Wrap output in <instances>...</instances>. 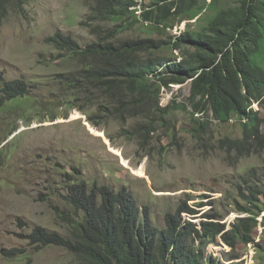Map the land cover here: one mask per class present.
<instances>
[{
	"label": "rangeland",
	"instance_id": "374dc122",
	"mask_svg": "<svg viewBox=\"0 0 264 264\" xmlns=\"http://www.w3.org/2000/svg\"><path fill=\"white\" fill-rule=\"evenodd\" d=\"M242 1L217 3L221 8H236ZM137 3L133 17L138 19L140 0ZM199 4L207 6L204 0ZM91 6L90 0H31L24 15L11 7L6 17L0 16V97L5 81L22 80L30 88L27 97L0 108V264L81 263L64 248L38 246L30 240L36 227L73 236L76 211L66 201L72 183L132 192L136 204L147 208L160 228L165 226L166 214L175 213L184 202L197 212L184 214L186 219L200 225L205 217L218 215L230 229L236 218L246 216L237 210L238 204L248 206L245 198L250 189L264 186V148L245 150L243 155L224 149L223 140L242 137L241 121L224 111L218 118L212 112L194 115L190 80L160 89L159 106L171 108L164 118L132 117L122 123L108 115L104 93L83 85L82 60L46 41L60 32L82 48L95 42L97 35L83 24ZM213 13L205 8L201 16ZM204 24L197 18L173 20L171 28L164 30L154 22L141 21L124 29L119 39L169 40L187 25L195 30ZM183 52L165 53L178 62ZM70 77H77L80 87L73 89L66 81ZM179 105L185 108L176 110ZM252 108L260 110L264 137V105ZM263 218L264 212L258 217L254 243H239L232 249L218 240L207 253L227 264L232 257L237 263L264 264ZM14 250L15 256L10 257Z\"/></svg>",
	"mask_w": 264,
	"mask_h": 264
},
{
	"label": "trees",
	"instance_id": "16d2710c",
	"mask_svg": "<svg viewBox=\"0 0 264 264\" xmlns=\"http://www.w3.org/2000/svg\"><path fill=\"white\" fill-rule=\"evenodd\" d=\"M30 1L0 0L1 18L11 7L24 15ZM90 1V15L83 24L97 35L95 42L82 48L74 38L60 32L46 41L82 60L83 85L104 93L108 115L122 123L132 117L164 118L171 108L159 106L160 89L190 80L189 101L194 115L212 112L218 118L224 111L241 121L242 137L226 138L222 141L224 149L243 155L245 150L250 153L264 148L263 119L260 110L252 108L253 104L264 105V0H243L236 8H221L217 0L209 4L204 0L207 6H200V0H140L138 19L133 17L138 0ZM205 8L214 13L202 18ZM195 18L205 24L195 30L187 29V25L178 37L169 40L119 39L124 29L141 21L167 30L173 20ZM108 23L117 24L114 28L101 26ZM187 45L194 51L185 49ZM177 50L185 53L178 62L170 56ZM66 81L73 89L80 87L77 77ZM1 91L0 108L8 101L27 97L30 88L24 81L14 80L5 81ZM153 96L158 99L153 100ZM182 108L185 106L179 105L176 110ZM245 199L248 206L238 204L237 210L246 216L236 218L230 229L218 215L205 217L200 225L186 219L184 214L195 216L197 212L184 202L175 213L166 214L165 226L160 228L148 209L136 204L132 192L116 193L107 186L77 182L70 185L66 196L76 211L73 236L36 227L30 240L38 246L64 248L79 258L80 264H227L208 254L207 249L218 240L232 249L239 243L255 242L258 217L264 212V186L250 189ZM236 259L227 262L242 264L234 262Z\"/></svg>",
	"mask_w": 264,
	"mask_h": 264
},
{
	"label": "water",
	"instance_id": "95a60500",
	"mask_svg": "<svg viewBox=\"0 0 264 264\" xmlns=\"http://www.w3.org/2000/svg\"><path fill=\"white\" fill-rule=\"evenodd\" d=\"M192 81V80H191Z\"/></svg>",
	"mask_w": 264,
	"mask_h": 264
}]
</instances>
